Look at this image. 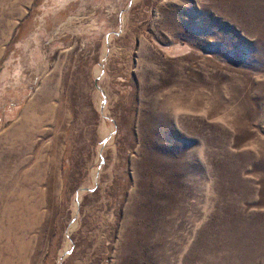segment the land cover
Returning a JSON list of instances; mask_svg holds the SVG:
<instances>
[{
    "label": "rangeland",
    "instance_id": "1",
    "mask_svg": "<svg viewBox=\"0 0 264 264\" xmlns=\"http://www.w3.org/2000/svg\"><path fill=\"white\" fill-rule=\"evenodd\" d=\"M0 264H264V0H0Z\"/></svg>",
    "mask_w": 264,
    "mask_h": 264
},
{
    "label": "bare ground",
    "instance_id": "2",
    "mask_svg": "<svg viewBox=\"0 0 264 264\" xmlns=\"http://www.w3.org/2000/svg\"><path fill=\"white\" fill-rule=\"evenodd\" d=\"M61 78V77H60ZM60 78H58V82L57 83H59L60 81H61V79ZM57 94V93H56ZM39 103L41 102L42 103V100L41 99H39V101H38ZM38 105V104H37ZM37 105H35V106H37ZM34 106V109H33V118L34 119H39L40 118V116L38 115V110H40V111H42V107L44 106V104H42V105H38V108L36 109V107ZM33 106H30V108L29 109H27V111H25V113H24V115H23V117L24 116H26V113L32 108ZM38 127V126H37ZM14 139V138H13Z\"/></svg>",
    "mask_w": 264,
    "mask_h": 264
}]
</instances>
